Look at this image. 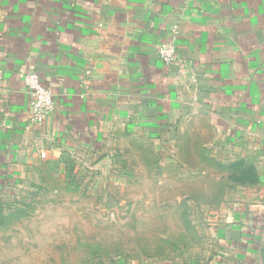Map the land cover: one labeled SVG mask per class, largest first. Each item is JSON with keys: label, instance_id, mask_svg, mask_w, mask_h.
Instances as JSON below:
<instances>
[{"label": "crops", "instance_id": "0c3cea01", "mask_svg": "<svg viewBox=\"0 0 264 264\" xmlns=\"http://www.w3.org/2000/svg\"><path fill=\"white\" fill-rule=\"evenodd\" d=\"M170 36L177 57L164 64L157 46ZM32 71L53 95L41 124L24 82ZM130 135L242 153L244 202L217 224L203 264H264V0H0L4 177L89 169Z\"/></svg>", "mask_w": 264, "mask_h": 264}, {"label": "rangeland", "instance_id": "374dc122", "mask_svg": "<svg viewBox=\"0 0 264 264\" xmlns=\"http://www.w3.org/2000/svg\"><path fill=\"white\" fill-rule=\"evenodd\" d=\"M205 139L178 138L171 151L152 137H115L89 169H0V264L209 261L250 172L242 153Z\"/></svg>", "mask_w": 264, "mask_h": 264}, {"label": "built area", "instance_id": "2783aa9c", "mask_svg": "<svg viewBox=\"0 0 264 264\" xmlns=\"http://www.w3.org/2000/svg\"><path fill=\"white\" fill-rule=\"evenodd\" d=\"M157 53L164 64L173 62L177 57V44L174 37L165 38L157 46ZM24 82L32 96L34 119L38 124H41L45 117L54 110L52 91L36 71L27 72L24 76Z\"/></svg>", "mask_w": 264, "mask_h": 264}]
</instances>
